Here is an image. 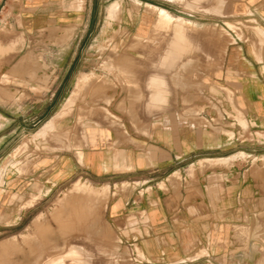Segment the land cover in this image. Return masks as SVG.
<instances>
[{"label": "rangeland", "instance_id": "rangeland-1", "mask_svg": "<svg viewBox=\"0 0 264 264\" xmlns=\"http://www.w3.org/2000/svg\"><path fill=\"white\" fill-rule=\"evenodd\" d=\"M188 1L58 0L60 34L58 40L55 35L49 38L47 48L58 55L47 61L58 68L54 84L60 82L59 89L34 90L31 97L23 90V80H17L10 100L26 106H17L21 115L16 124L10 123V134L15 130V135L0 138V264H138L141 254L129 249L106 216L110 177L86 161L80 164L78 155L93 144L86 133L95 118H111L124 135L133 136L136 122L144 113L152 114L151 99L164 96L183 105L182 113L199 111L194 100L203 98L213 105L222 91L231 100L225 83L232 77L227 58L231 31L242 38L243 30L254 24L252 9L264 0H195L193 7ZM114 2L113 16H108ZM155 7L165 8L178 23L187 22L192 43L180 58L171 54L174 65L165 72L158 60L167 55L173 38L177 50L181 37L178 26L172 37L173 23L159 22ZM35 61L36 66L42 62ZM7 77L0 75L1 86L8 84ZM1 95L9 99L7 91ZM163 109L166 113L169 108ZM56 114L57 125L35 138ZM232 118L238 121L241 116ZM3 129L7 136L6 123L0 121L1 133ZM118 143L114 138L108 146ZM55 253L59 256L52 257Z\"/></svg>", "mask_w": 264, "mask_h": 264}, {"label": "crops", "instance_id": "crops-1", "mask_svg": "<svg viewBox=\"0 0 264 264\" xmlns=\"http://www.w3.org/2000/svg\"><path fill=\"white\" fill-rule=\"evenodd\" d=\"M252 10L254 24L243 37L231 31L230 101L222 91L213 105L194 100L199 111L182 113L183 105L164 96L151 99L152 114L136 122L133 136L111 118L88 123L93 144L78 162L110 177L106 216L141 254L138 264H264V3ZM61 16L58 0H0V75L10 82L0 83L7 130L0 138L15 135L10 123L21 115L17 106H26L10 100L17 80L31 97L58 91V68L47 61L58 51L47 48L52 35L58 40ZM114 138L119 143L108 146Z\"/></svg>", "mask_w": 264, "mask_h": 264}, {"label": "bare ground", "instance_id": "bare-ground-1", "mask_svg": "<svg viewBox=\"0 0 264 264\" xmlns=\"http://www.w3.org/2000/svg\"><path fill=\"white\" fill-rule=\"evenodd\" d=\"M188 2H190L191 3V6L193 7V6H195L197 3H196V1L195 0H191V1H188ZM199 2H200V0H199ZM202 2V1H201ZM200 2V3H201ZM117 6V2H114V3H112L111 5H110V7H109V9H108V11H107V14H108V16H113V13L112 12H114L115 10H114V8ZM155 13H156V15L158 16V19H159V22H161V21H164V20H170V22H172L173 24H172V28H171V31H172V37H173V28H174V26H178L179 27V34H180V42H179V44H180V46H179V48L176 50L175 48H174V38L171 40V42H170V47H169V51H168V53H167V55L164 57V56H161V58H160V60H158V61H160V65H159V69H160V71H162V72H165V71H168L172 66H173V58H172V53L175 55V57H177V58H180L185 52H187V50H188V46L190 45V43L191 42H189L190 40H189V38H188V36L189 35H187V33H186V29H187V27L185 28V25L187 24V22H185L184 20L182 21V22H180V23H178V22H176L175 21V19H172V15H170L169 14V12L165 9V8H162V7H155ZM112 19V18H111ZM114 19V18H113ZM169 22V21H168ZM259 30V29H258ZM175 36V35H174ZM178 37V36H177ZM192 44V43H191ZM120 56V55H119ZM120 58V57H119ZM118 58V59H119ZM158 59H159V57H158ZM158 63V62H157ZM156 63V64H157ZM111 66V65H110ZM152 66L154 67V66H156V65H154L153 63H152ZM158 66V65H157ZM113 67V66H112ZM161 73V72H160ZM92 74V73H91ZM83 77V76H82ZM147 78V77H146ZM85 80V79H84ZM165 80H167V78L165 79ZM165 82V81H164ZM167 83V82H166ZM168 84V83H167ZM76 85H77V83H76ZM78 85H79V82H78ZM77 85V86H78ZM80 86V85H79ZM98 86V85H97ZM165 86L167 87L168 85H166L165 84ZM81 87V86H80ZM79 87V88H80ZM78 88V89H79ZM168 88V87H167ZM73 92V91H72ZM77 93V92H76ZM71 94H73V93H71ZM70 94V95H71ZM73 96V95H72ZM69 97V96H68ZM73 99H74V97H73ZM146 99V98H145ZM144 99V100H145ZM66 100H69V99H67L66 98ZM69 102V101H68ZM67 103V102H66ZM65 103V104H66ZM71 103V102H70ZM67 106V105H66ZM68 106H70L69 104H68ZM67 106V107H68ZM66 108V107H65ZM64 110V109H63ZM145 114V113H144ZM61 115H62V113H61ZM57 116H58V114H56V115H54V116H52L35 134H34V137L36 138V137H41V136H43V134H44V132H46L45 130H47L48 128H51V127H53V126H55V125H57V123H58V120L56 119L57 118ZM146 116H148V115H146ZM79 154V153H78ZM79 156V159H80V154L78 155ZM38 246V245H37ZM81 252V251H80ZM56 254V253H55ZM71 254H73V253H71ZM84 255V254H83ZM57 256H59V254H56V255H53L52 257H57ZM76 256H79V255H76ZM51 257V258H52ZM71 257H72V255H71ZM74 257V256H73ZM82 257V256H81ZM84 257H86L85 255H84ZM84 257H83V260H84ZM90 257V256H89ZM66 258H68L69 259V257L67 256ZM79 258H80V256H79ZM88 258V257H87ZM85 259V260H87V261H89V263H90V260H88V259ZM91 258H92V256H91ZM57 260V259H56ZM65 260V259H64ZM69 260H72V258L71 259H69ZM80 260V261H79ZM78 260V262H81L82 260L81 259H79ZM47 261V260H46ZM49 261H50V259H49ZM58 261V260H57ZM60 261H61V259H60ZM62 261H63V259H62ZM66 261L67 262H70V261H68L67 259H66ZM66 261H64V262H66ZM52 262V261H51ZM54 262H56V261H54ZM59 262V261H58ZM57 262V263H58ZM77 262V263H78ZM53 263V262H52ZM95 263V262H94ZM42 264V263H41ZM45 264V263H44ZM51 264V263H50ZM53 264H55V263H53ZM79 264V263H78ZM82 264V263H81ZM88 264V263H87ZM91 264V263H90Z\"/></svg>", "mask_w": 264, "mask_h": 264}, {"label": "water", "instance_id": "water-1", "mask_svg": "<svg viewBox=\"0 0 264 264\" xmlns=\"http://www.w3.org/2000/svg\"><path fill=\"white\" fill-rule=\"evenodd\" d=\"M2 1H4V0H2ZM183 15V14H182Z\"/></svg>", "mask_w": 264, "mask_h": 264}]
</instances>
